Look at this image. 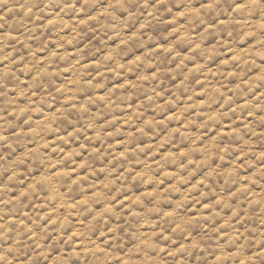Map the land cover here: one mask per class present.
<instances>
[{
  "label": "clouds",
  "instance_id": "9594fccd",
  "mask_svg": "<svg viewBox=\"0 0 264 264\" xmlns=\"http://www.w3.org/2000/svg\"><path fill=\"white\" fill-rule=\"evenodd\" d=\"M0 264H264V0H0Z\"/></svg>",
  "mask_w": 264,
  "mask_h": 264
}]
</instances>
